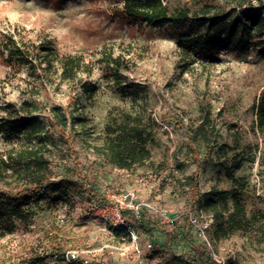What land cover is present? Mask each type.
Masks as SVG:
<instances>
[{
  "label": "rangeland",
  "instance_id": "374dc122",
  "mask_svg": "<svg viewBox=\"0 0 264 264\" xmlns=\"http://www.w3.org/2000/svg\"><path fill=\"white\" fill-rule=\"evenodd\" d=\"M204 4L231 10L230 0H166L171 11L189 15ZM191 25L189 19L163 25L131 19L122 0H0V44L6 35L49 40L92 66L80 82L56 78L35 99L83 117L85 127L57 142L51 159L58 176L28 201L29 221L0 238V264H63L61 254L69 250L87 264H264V125L257 116L264 47L187 56L182 44L197 30ZM25 77L0 54V106L30 99ZM124 121L136 125L149 150L131 170L114 167L94 149ZM6 148L0 134V150ZM9 188L17 191L0 182V200ZM212 188L235 190L250 227L208 248L188 217ZM131 189L142 203L139 243L149 241L152 252L135 254L131 241L111 234L87 202L89 191L104 200Z\"/></svg>",
  "mask_w": 264,
  "mask_h": 264
},
{
  "label": "trees",
  "instance_id": "16d2710c",
  "mask_svg": "<svg viewBox=\"0 0 264 264\" xmlns=\"http://www.w3.org/2000/svg\"><path fill=\"white\" fill-rule=\"evenodd\" d=\"M122 1L124 13L134 20L163 25L189 19L191 27H197V30L182 44V53L187 56L213 58L264 47V0H230L228 12L204 4L192 15L188 9L171 11L161 0ZM0 54L13 72L25 70L30 97L20 103L7 102L0 106V134L8 145L0 150V182L17 189L2 191L5 201L0 200V238H3L11 234L18 223L29 221L32 214L28 201L37 194H45L51 185L50 179L58 176L51 159L57 142L71 141L70 132L78 126L85 127L83 117L60 106L41 105L36 102V97L47 86L53 87L56 78L80 82L79 75L90 74L92 66L82 55L60 53L49 40L33 42L12 35L4 36ZM3 90L0 83V99ZM257 116L259 125L263 126V100L257 106ZM109 134L114 136L94 149L114 167L131 170L149 158L145 140L135 124L124 121ZM71 155L75 160L74 152ZM196 176L195 171L191 175L192 187L197 183ZM91 198L100 199L94 191L88 192L87 199ZM197 207L213 216L212 241H220L250 227L246 210L233 189L212 188L198 201ZM113 233L121 234L120 231ZM197 264L202 263L198 261Z\"/></svg>",
  "mask_w": 264,
  "mask_h": 264
},
{
  "label": "built area",
  "instance_id": "2783aa9c",
  "mask_svg": "<svg viewBox=\"0 0 264 264\" xmlns=\"http://www.w3.org/2000/svg\"><path fill=\"white\" fill-rule=\"evenodd\" d=\"M166 5V0H161ZM145 180L139 179L138 184L144 185ZM89 207L95 210L102 219L104 225L111 234L114 231H120L126 236L132 244L135 254H140L141 249L149 252L153 251L152 244L148 241L141 245L139 234L135 228L136 222L140 219L142 203L136 189H131L118 193L116 195H107L104 200L91 198L87 199ZM189 224L195 228L196 234L202 243L210 248L212 243V232L214 229V220L212 214H207L196 208L194 213L189 214ZM63 264H87L86 261L79 258L77 251L69 250L61 254ZM137 264H145L143 261Z\"/></svg>",
  "mask_w": 264,
  "mask_h": 264
}]
</instances>
